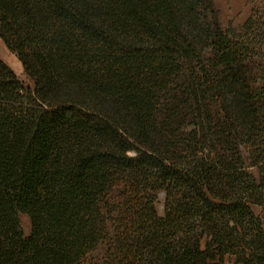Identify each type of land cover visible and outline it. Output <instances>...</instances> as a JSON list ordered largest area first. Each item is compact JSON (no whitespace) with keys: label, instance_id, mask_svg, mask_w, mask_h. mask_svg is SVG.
Wrapping results in <instances>:
<instances>
[{"label":"trees","instance_id":"16d2710c","mask_svg":"<svg viewBox=\"0 0 264 264\" xmlns=\"http://www.w3.org/2000/svg\"><path fill=\"white\" fill-rule=\"evenodd\" d=\"M261 25L231 38L214 0H0L33 82L0 60V264H264Z\"/></svg>","mask_w":264,"mask_h":264},{"label":"rangeland","instance_id":"374dc122","mask_svg":"<svg viewBox=\"0 0 264 264\" xmlns=\"http://www.w3.org/2000/svg\"><path fill=\"white\" fill-rule=\"evenodd\" d=\"M214 5L217 10L218 20L223 30L227 31L231 38L241 39L247 34V31L243 28L247 18L252 15L254 20L261 22L262 32L264 33V0H214ZM185 23H187L185 21ZM188 29L191 31V35L195 37L198 45H202V41L198 37V30L196 28ZM257 31V30H256ZM254 30V33L256 32ZM257 55L254 58L256 65L254 66L253 76L251 79V86L253 89H257L264 95V34L263 37L257 39ZM203 46V45H202ZM0 60L6 64L21 81L24 87L33 88L32 80L25 74L23 67L18 60L15 53L6 48L4 43L0 39ZM244 158L247 157L246 153H243ZM256 174L255 170H252ZM156 211L159 216L164 214V191H160L156 200ZM255 214H257L264 224V210L258 206H252ZM20 224L24 234L27 236L30 232V222L27 216L21 214L19 216ZM264 226V225H263ZM104 252V247H99L98 250L88 256V262L94 261L99 258ZM232 258L226 256L225 259Z\"/></svg>","mask_w":264,"mask_h":264},{"label":"crops","instance_id":"0c3cea01","mask_svg":"<svg viewBox=\"0 0 264 264\" xmlns=\"http://www.w3.org/2000/svg\"><path fill=\"white\" fill-rule=\"evenodd\" d=\"M223 264H232V261L230 259L226 258Z\"/></svg>","mask_w":264,"mask_h":264}]
</instances>
